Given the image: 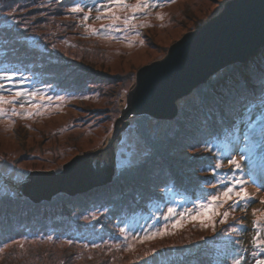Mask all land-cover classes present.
Listing matches in <instances>:
<instances>
[{
  "label": "rangeland",
  "instance_id": "1",
  "mask_svg": "<svg viewBox=\"0 0 264 264\" xmlns=\"http://www.w3.org/2000/svg\"><path fill=\"white\" fill-rule=\"evenodd\" d=\"M229 1L232 0H124V3L129 5L128 8L113 10L121 17L115 22L120 30L100 31L102 26L108 28L114 23L109 18L97 19L98 16L106 15L105 7L108 1L104 3L105 6L100 9L93 21L78 30L77 23L82 24L87 20L84 19L85 15L81 16L71 11H65L57 20L47 21L48 17L44 22L38 21V17L41 16L40 7L56 12L61 8L62 0H0V44L6 45L0 47V52L12 47L16 50L18 59L23 57L26 49H31L35 53L34 68H42L45 59H49V62L55 65H63L64 59L73 61L77 57H84V63L90 66L83 68L87 72L86 75L95 76L94 79H82L80 83L77 80L83 74V70L78 72L77 77L67 82L70 88L63 87L65 94H61L59 89L55 90L53 87L55 85L47 86L43 92L53 98L52 103L47 107L41 106L39 115L27 116V112L36 111L27 103L24 108H21L19 103L4 106L6 109L15 107L20 115L0 117V196L17 198L19 195L18 198H22L19 189L28 181L31 172L60 173L63 167L76 157L83 156L86 152L95 153L102 147L108 146L114 137L115 124L126 110L128 94L136 84L137 72L154 62L163 60L171 46L217 17L224 11ZM138 4H148L149 7L136 12L134 19L125 26L123 19L133 17L134 6ZM37 8L39 11L33 12ZM32 17L35 18L33 22ZM31 22L33 25H30ZM93 49L94 52H91ZM8 54L5 55V60L16 62L14 56ZM235 65L238 64L223 68L211 79L219 78L227 69ZM259 70L260 67H257L258 72ZM68 72L61 70L54 78L63 77ZM76 82L79 86L77 84L75 86ZM203 85L183 97L181 103L177 102L178 114L173 120H158L148 115L123 119L122 121L129 123L128 126L121 130L111 147L98 153V156H102L101 167H104L105 163H113L114 178L119 175L118 172L129 170L132 173L143 174L144 177L149 178V181L155 179V184L160 183L159 179L166 181L164 168H175L180 173L184 166L183 154L186 151L177 147L174 152L166 153L162 147L166 145L169 130L171 132L177 130L180 122L198 128L200 126L196 120H199L204 123L203 128L202 126L199 128L200 132L204 131L206 134L208 131L209 124L199 114L202 110L197 113L200 106L197 105L196 90ZM229 89L232 92V88ZM224 95L225 92L221 97L223 98ZM260 95L261 99L258 101L256 99V103H259L258 108L264 110V92ZM217 96L212 98L216 99L215 102L217 99L220 100L218 94ZM57 97L61 99L58 100ZM6 98L12 99L13 96L8 95ZM36 99L46 98L38 96ZM215 102H210L209 106L215 105ZM183 108L186 110V116H181L184 113ZM190 109L191 113H189ZM212 110H214L211 113L213 118L220 120L222 115L218 112L219 109ZM250 110L252 107L241 119L234 120L235 126L231 127V131H225V136L234 140L236 148L232 149L226 145L224 153H232L231 156L239 162L244 157H235L236 153L245 151L244 153L248 154L246 150L250 151L251 147L246 148V141L253 140L254 135L249 133L252 128L257 127L258 120L252 123L254 115L249 114ZM231 120L229 117L223 119L225 122L223 125L230 124ZM245 126L247 128H244ZM261 134L260 130L258 135ZM246 136L248 139L243 141ZM171 137L172 140H178L174 133ZM203 139L206 137L201 138L202 141ZM213 156L216 159L214 163L219 164L220 168L215 169V175L214 170L211 172L212 183H206L211 187H206L207 191L201 193L197 200L190 201L192 203H189V207H180L175 200L174 208L177 209V213L187 211L192 215L197 214L198 206L211 202L212 194L220 195L223 200L222 193L225 189H214V187L222 184L221 181L227 182L233 175L236 176L235 165L230 164L225 157L222 158L218 150L214 151ZM163 162L168 163L165 165L162 164ZM230 168L233 169V174L226 172ZM225 172L227 175H224ZM242 181L248 196L257 203V206L251 207L253 210L251 213L258 222L257 226H261L264 223V190L254 187L245 176ZM90 192L75 197L68 196L67 200ZM165 196L166 200L169 196L173 198L170 190ZM117 197L118 195L114 196V202H110L106 200V194L95 193L80 201H67L66 207L69 213L57 214L50 218L47 216L52 214L50 209H41L42 214L27 221L28 228L27 223L23 222L26 225L25 227L24 224L20 225L22 232L9 235V240L16 238L0 248V264H6L5 261L12 263L10 260L4 261L5 256L2 257L7 252L13 253L10 251L15 252L13 264H89L93 260L98 261L97 257L103 260V264H114L111 258L109 259L114 255L110 249L119 243L120 246L123 244L126 246L118 253V258L123 264H163L164 258L168 260L171 257L175 259L172 264H187L194 258L188 254L189 250L186 248L178 251L181 245L189 244L196 234L206 236L211 231H216L218 224L223 220V214L228 213V217L232 218L231 213L236 209L226 208L224 211L222 210L224 206L233 201L232 205L238 199L233 196L223 202L222 206L217 208L219 214L215 215L211 222L186 218L181 221L179 227H173L172 220L164 219L167 215L168 208H166L162 216L163 222L160 227H154V232L147 230L136 233L130 231L129 227L124 228L121 232L124 238L119 239L114 237V232L105 228V222L111 221L116 215L113 214L115 207L112 205L118 202ZM51 203L48 202L50 205ZM54 203L52 205L57 207L65 204L61 201ZM193 206L195 208H192ZM219 217L221 218L216 220ZM211 243L214 248L218 247L214 245V240ZM105 244H108V247ZM235 246L240 252L244 251L242 243H237ZM248 246L245 249H248ZM249 258L244 259L245 264H255Z\"/></svg>",
  "mask_w": 264,
  "mask_h": 264
},
{
  "label": "trees",
  "instance_id": "2",
  "mask_svg": "<svg viewBox=\"0 0 264 264\" xmlns=\"http://www.w3.org/2000/svg\"><path fill=\"white\" fill-rule=\"evenodd\" d=\"M106 1L108 0H62V5H60L61 8L56 12H52L51 9L48 11L46 8H43V6L40 7L41 16L38 17V21L44 22L48 17L49 20L47 21H51L52 19L57 20V18L65 13V11H71V8L78 3L83 9V12L78 14L81 16L88 15L89 17L85 23H77V28L79 30L86 27L88 23L96 18L97 13L105 6L104 3ZM89 8H91V12H89ZM38 9L39 8L34 9L33 12L36 10L39 11ZM32 18L33 22L35 18ZM32 22L30 25H33ZM34 26L37 27L35 24ZM90 45H92V43ZM5 46L6 45L0 44V47ZM1 52L0 74H4L5 70H7L9 74L14 71L18 75L22 74L26 78L25 87L27 89L44 91L47 86L55 85L53 86L55 87V90L59 89L61 94H65L63 87L70 88L67 82L72 78L77 77L78 72L83 70V74H81L77 80V82L80 81V83H82V79H94L95 77L86 75L87 72H85L83 68H90V66L84 63V57H77L73 61L71 60L72 62L68 59H64L65 64L63 65H55L50 63L49 59H45L42 62V68H34V64L36 63L34 61L35 53L32 52L31 49H26V51L23 52V57L18 59L16 58V50L12 47ZM91 52H94V49L91 50ZM8 53H10L12 57L14 56L16 62H13L12 60L11 62H8L5 60V55H9ZM261 56L262 58L259 59ZM257 67H260L259 72L257 71ZM61 70L69 72L63 77H58L59 80L54 78ZM235 76H237V78H234ZM209 81L208 84L203 85L196 90L198 91V101L195 100L198 103L197 105L200 106L197 109V113L202 110L199 114H201V118H205L206 123L209 124L207 125L208 131L206 134L204 131L200 132L199 128L201 126L203 128L204 123L199 120H196L200 126L198 128L180 122L177 130L174 132L169 130L166 145L162 147L166 153L174 152V149L177 147L179 150L184 149V151H186V153L183 154V157H185L186 160L183 159L184 166L180 173L179 171L177 172L175 168H164L163 172L165 173L164 176H166V181L159 179L158 181L160 183L155 184V179L149 181V178L144 177V175L139 172L132 173L129 170H122L121 172H118V176H115L114 181L105 187L92 190L89 194L84 196L68 198L69 200H67L68 196L66 195H58L51 201V205L48 203L35 205L24 197L18 198L19 195L17 198L0 196V248H3V246L5 244L7 245L10 240L16 238L9 240V235H15V233L22 232L20 225L24 224L23 222L27 223V221L33 220L37 215L42 214L41 209H50L52 214L47 215L49 218L57 214L65 215L69 213L66 207L67 201H80L95 193L106 194V200H109L110 202H114L113 197L118 195V202L112 205L115 207L113 208V214L115 213L116 215H114L111 221L105 222V228L114 232V237L123 239L124 236L121 232L124 231V228L129 227L130 231L132 230L136 233H142L147 230L154 232V227H160L163 222L162 216L165 209L168 207H175V200L176 203H179L180 207H189V203H192L190 201L197 200L201 193L207 191L206 187H211L207 186L206 183L213 180L211 178V175H213L211 173L213 170L211 165L215 164L214 161L216 160L213 156L214 151L218 150L222 158L225 157L228 160V156H231L232 153L228 152V154H225L224 149L226 148V145L235 149L236 144L231 137L225 136V131H231V127L235 126L234 120L241 119L251 107L252 110H250L249 114L254 115L252 123L258 120L256 124L257 127L259 126V130H257V127L251 129L249 134L254 135L251 142L243 140L247 142V149L251 147L250 151L246 150L248 154H245V151H238V153H236L235 157L238 156L244 158L240 161L241 170H236L235 177L243 180L245 176L254 187L264 190V186H262L264 185V134L258 135V132L264 128V124L258 119L264 114V110L261 109V107L258 108L259 103H256L261 99V92H264V49L260 50L254 58L249 59L246 63L230 67L225 74H222L215 80L210 79ZM77 82L75 83V86ZM77 86L79 85L77 84ZM229 87L232 88V92ZM224 92L226 95L222 98L221 96ZM217 94L219 95L220 100L217 99V102H215L216 99H213L218 97ZM5 95L8 96L10 94L5 93ZM212 101L215 102V105L209 106ZM181 102L182 101L179 103ZM212 109H219L218 112H221L222 115L220 120L213 118V114L211 113H213L214 110ZM180 111L179 108V112ZM191 111L192 110L190 109L189 113H191ZM183 112L184 113L181 116H186L187 114L184 108ZM227 117L232 120L230 124L227 123L226 126H224L223 123L225 122H223V119ZM244 128H247V126ZM172 133H174L178 140H172ZM204 137H206V139H203V141H206V144L201 143L196 148L186 147L190 140L195 139L202 141L201 138ZM206 147H208V149H205ZM155 149L157 151L156 144ZM194 156L196 157L195 161L191 159V157ZM167 163L168 162H163L162 164L166 165ZM231 168L229 171L226 170V172L233 174V169ZM226 172L224 175H227ZM190 173L192 175H190ZM229 177L231 179V176ZM215 188L225 189L222 184L215 186L214 189ZM169 190L174 199L169 196L166 200L165 195ZM108 194H110L111 198ZM55 201H61L65 204L63 206L59 205L58 207L53 206L52 204H55ZM231 202L229 204L227 203L222 210L226 211V208H234L233 204L231 205ZM256 204L257 203L252 200V202L246 204L244 207H235L236 209L231 213L233 217L230 218L229 216L226 222L221 221L218 224L219 227L216 229L217 232L211 231V233L206 236L204 234H196V237L192 238L189 244L181 245V248H179L178 251H183L186 248L189 250L188 254L194 258L193 261L187 264H245L246 261L244 259L246 258L248 260L250 254L252 255L249 259H252L254 262L258 259L264 260V253H261L256 247L260 241H264V223L261 226H257L256 218L254 217V214L251 213L253 212L251 207L254 208L257 206ZM54 208H56L55 212ZM192 208H195V206ZM20 209L22 210L19 211ZM214 218L215 216L212 220H214ZM220 218L221 217L216 220H219ZM25 225L26 224H24V227ZM252 227H254L253 230ZM213 240L215 241L214 245L218 246L217 248H214L213 243H211ZM237 243H242L243 252L237 250L235 246ZM107 245L106 247H108ZM124 246L125 244L120 246L119 243L116 247L113 246V249H110L112 251L111 253L114 255L109 257V259L111 258V261H113L114 264H123L121 263V259L118 258V253L125 249L126 246ZM247 246L248 249H245ZM106 247L104 248L108 249ZM261 247H264V245H261ZM121 248L123 249L121 250ZM10 252L13 253L7 252L2 256H5L4 261L10 260L12 262L5 261L6 264H13L14 262L15 252ZM99 258L100 257H97L98 261L93 260L89 264H103V260ZM163 262V264H172L175 262V259L171 257L166 260L164 258Z\"/></svg>",
  "mask_w": 264,
  "mask_h": 264
},
{
  "label": "water",
  "instance_id": "3",
  "mask_svg": "<svg viewBox=\"0 0 264 264\" xmlns=\"http://www.w3.org/2000/svg\"><path fill=\"white\" fill-rule=\"evenodd\" d=\"M264 48V0H232L224 11L200 29L171 46L168 55L137 72L126 110L115 124L111 143L95 153L86 152L63 167V171L31 172L19 190L33 202H51L58 195L75 197L107 186L114 176L113 163L101 167L98 156L112 146L127 118L148 115L173 120L177 102L208 82L223 68L242 64Z\"/></svg>",
  "mask_w": 264,
  "mask_h": 264
},
{
  "label": "snow or ice",
  "instance_id": "4",
  "mask_svg": "<svg viewBox=\"0 0 264 264\" xmlns=\"http://www.w3.org/2000/svg\"><path fill=\"white\" fill-rule=\"evenodd\" d=\"M129 5L124 3V0H108V5L105 7L106 15L101 17L98 16L97 19L102 18H109L114 21L113 25L108 26V28H105L104 26L101 27L100 31H109V30H115L119 31L120 29L116 25V21H119L121 19L120 16L116 15L114 13L115 8H128ZM149 7L148 4L143 5H136L134 6V14L133 17H126L123 19V23L125 26H128L130 24V21L134 19L135 13L141 11L142 8ZM99 10V9H98ZM72 13H80L83 12V9L79 6L77 3L76 6L71 8ZM89 12H91V8H89ZM89 17L88 15L84 16V19L87 20ZM26 84V78L21 74L18 75L15 71L12 73H8L7 70H5L4 74H0V117L4 116H17L20 115V113L17 111L15 107H12L10 109H6L5 105H16L17 103L20 104L21 108H24L25 103H27L30 107L35 108V112H27V116H33V115H39L41 111V106L47 107L49 104L52 103V97L48 96L47 93L36 90V89H27L25 87ZM5 93H8L13 96L12 99L6 98ZM45 97L46 99H36L37 97ZM56 99H61L60 97H57ZM23 100V102H22ZM261 123L264 124V114L260 117ZM262 134H264V128L261 129ZM245 140L248 139L246 136L244 138ZM201 143H207L206 141H199V140H190L186 147L196 148ZM223 154V153H221ZM193 161L196 160V157H191ZM228 162L230 164L235 165V170H241L240 162L236 159H234L232 156H228ZM211 167L213 168V174L215 175V169L220 168L219 164H212ZM209 183H212V181H208ZM223 187L225 190L222 193L223 200H221L220 195L212 194L211 202H206L198 206L199 211L197 214L192 215L191 213L185 211L177 213V209L174 207H168L167 209V215L164 217L165 220H172L173 227H179L181 225V221L186 218L190 219H200L202 222L204 220L211 221L213 217L217 214V208L221 207L223 202H226L227 200L231 199L233 196L237 197L238 199L234 201L233 207H244L246 204L252 202L251 198L248 196V193L244 187V182L238 178H236L234 175L230 181L224 182L221 181ZM264 186V185H262ZM228 218V213L223 214V220L222 222H226ZM258 223V222H257ZM207 226V225H205ZM214 228V223H213ZM261 245H264V241H260L256 247L260 250L261 253H264V247H261ZM255 264H264V260H256Z\"/></svg>",
  "mask_w": 264,
  "mask_h": 264
}]
</instances>
